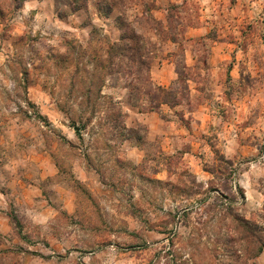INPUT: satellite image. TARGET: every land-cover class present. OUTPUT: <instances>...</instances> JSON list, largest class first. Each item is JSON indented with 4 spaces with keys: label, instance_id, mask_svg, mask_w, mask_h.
Segmentation results:
<instances>
[{
    "label": "rangeland",
    "instance_id": "374dc122",
    "mask_svg": "<svg viewBox=\"0 0 264 264\" xmlns=\"http://www.w3.org/2000/svg\"><path fill=\"white\" fill-rule=\"evenodd\" d=\"M22 4L0 0V180L47 220L7 207L0 264H264V0Z\"/></svg>",
    "mask_w": 264,
    "mask_h": 264
},
{
    "label": "crops",
    "instance_id": "0c3cea01",
    "mask_svg": "<svg viewBox=\"0 0 264 264\" xmlns=\"http://www.w3.org/2000/svg\"><path fill=\"white\" fill-rule=\"evenodd\" d=\"M30 1L32 0H23L21 7L25 9L28 7ZM43 2L47 3L48 0H43ZM28 8L33 10L40 8V3L36 1L33 6ZM172 67V63L164 61L159 68H156L155 78L158 80L160 86H168V82L171 80ZM10 182L11 181L3 186L0 180V236H6L12 232L10 219L5 213L7 207L17 208V210H21L23 212L25 211V214H27L28 217L36 224H42L47 220L45 213H42L45 212V207L40 191L38 189L35 191L34 189H30L27 186H10ZM22 204L25 205L24 208L20 207ZM40 212L42 214H40Z\"/></svg>",
    "mask_w": 264,
    "mask_h": 264
},
{
    "label": "trees",
    "instance_id": "16d2710c",
    "mask_svg": "<svg viewBox=\"0 0 264 264\" xmlns=\"http://www.w3.org/2000/svg\"><path fill=\"white\" fill-rule=\"evenodd\" d=\"M126 37H124L123 39H125ZM123 39H121V40H123ZM134 40V38H131V39H129V41H133ZM136 53H137V51H136ZM137 55L139 56V62H138V65L140 66V67H145V68H147L146 70H148V67H147V61L149 60V52L147 51V50H144V51H142V52H138L137 53ZM131 59H133L134 60V58L132 57ZM147 60V61H146ZM71 127H72V130L74 131V133L76 134V136L78 137V138H80L79 136H80V134H79V129L78 128H76V126H75V123H72L71 124ZM261 246H262V244H261ZM262 248H264V247H262ZM261 250H259V252H260Z\"/></svg>",
    "mask_w": 264,
    "mask_h": 264
}]
</instances>
